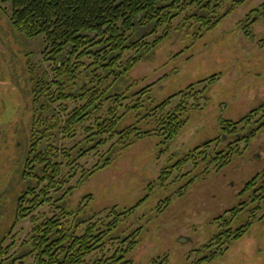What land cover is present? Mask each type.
<instances>
[{"label": "rangeland", "instance_id": "374dc122", "mask_svg": "<svg viewBox=\"0 0 264 264\" xmlns=\"http://www.w3.org/2000/svg\"><path fill=\"white\" fill-rule=\"evenodd\" d=\"M263 1L245 0L211 29L199 25L194 16L186 18L199 13L193 6L154 32L151 26L138 29L136 36L149 43L160 36L162 40L147 49L127 50L121 59L124 63L138 58L111 89L126 95L117 109V115H123L120 128L129 124L142 131L151 128L152 120L145 116L148 109L193 84L187 90L191 96H173L163 111L165 114L181 103L185 109L180 118L185 124L168 143H162V135L151 133L127 145L117 143L111 152L116 137L93 149L86 139L89 129L96 130V119L115 105L112 99L77 123L71 136L60 128H49L57 120L63 125L84 101L50 100L49 95L35 104L32 89L36 81L52 86L49 91L56 89L51 61L45 59V40L15 31L10 5L0 3V238L13 220L16 196L26 185L34 184L21 182L20 171L31 130H38L32 126V114L37 112L39 130L46 128L50 133L39 143L38 151L55 148L56 155L50 158L60 171L57 185L48 194L50 201L33 213L50 217L64 208L74 213L70 220L91 216V221L99 219L105 224L111 219L112 206L127 208L144 196V202L113 232L123 238L141 227L135 233L136 247L127 254L130 264H264V200L257 210L245 198L246 209L239 211L243 197L237 194L256 169L247 163L254 160L257 166L264 165V12L253 11ZM81 60L85 63L81 70L91 62L87 56ZM212 75L213 83L198 82ZM145 87L148 92L138 93ZM137 98L142 108L136 112L128 109L126 105ZM243 115H248V128L245 122H236ZM255 129L257 136L242 154L245 143H235V134ZM205 142L208 144L203 146ZM228 144L233 145L234 153L223 167L217 160L198 167L189 161L180 170L169 168L197 145L213 158L216 150L226 149ZM95 165L99 167L94 169ZM36 172L42 174L38 167ZM93 214L97 216L93 218ZM247 221L251 224L239 239L230 244L224 241L239 223ZM85 226L80 225L79 234ZM32 227L30 216L21 219L3 241V247L11 245L9 255L16 264L33 263L34 254L18 258L31 248ZM182 237L187 240L179 241ZM126 244L107 241L102 251L95 250L86 261L94 264ZM226 246L220 255L210 256Z\"/></svg>", "mask_w": 264, "mask_h": 264}, {"label": "trees", "instance_id": "16d2710c", "mask_svg": "<svg viewBox=\"0 0 264 264\" xmlns=\"http://www.w3.org/2000/svg\"><path fill=\"white\" fill-rule=\"evenodd\" d=\"M244 1L0 0V3L10 5V23L15 31L28 38L42 36L45 40L47 47L45 59L51 61L54 72L52 83L56 89L49 91L52 86L48 87L47 83L36 81L32 89V100L36 102L35 104L49 95L50 100L80 98L84 101L80 107L72 110L67 119L63 121V125L60 120H57L49 128H60L62 132L71 136L74 134L77 123L84 122L93 110L101 109L106 100L112 99L115 105L108 108L103 117L96 119L97 128L95 131L89 129L91 131L86 139L93 144L89 149H93L116 137L110 146L109 152H111L117 143L127 145L151 133L162 135V143H168L174 139L185 124V120L180 118L185 107L179 103L165 114L163 113L164 108L175 95L191 96L187 90L191 89L193 84L149 108L145 113V116L152 120V127L149 129L138 130L134 124L120 128L123 115H117V109L123 106L122 99L126 95L120 92H112L111 89L116 81L136 64L138 58L136 57L133 61L128 59L124 63L121 62V59L127 50L147 49L162 40V36H160L149 43L143 38L137 37L136 31L151 26L152 32H154L163 25H169L174 17L191 6H193V11L197 9L199 13H191L186 18L194 16L199 25L211 29L233 8L243 4ZM253 11L263 13L264 1ZM85 56L91 58V62L81 70L80 67L85 65L81 58ZM110 77L113 79L108 83ZM214 77L215 75H212L198 82L209 80L210 83H213ZM148 90V87H145L138 93L145 94ZM205 99L208 98L205 97ZM262 106L263 104L255 107L249 113ZM126 107L136 112L142 108V103L137 98ZM248 115H243L236 122H245V126H248ZM40 118L41 116L37 112H33L32 126L33 128L37 127L38 130L36 129V133L31 130L23 167L20 171L21 182L26 184V180H31L34 181V184L26 185L15 198L13 220L5 234L0 238V264H16L11 257L12 255H9L11 245L3 247L2 244L13 226L28 216H30L33 224L32 236L28 241L29 244L31 243V248L29 251L21 253L18 258L27 254H34L32 264H89L86 261L87 256L97 249L102 251L107 241L120 240L121 243L127 242L125 247L119 246L110 257L95 261L94 264H130L131 261L127 259V254L136 247L138 233H135L141 227L131 231L129 235L123 238L113 232L126 216L144 202V196L127 208L117 209L115 205L112 206L108 214V216L111 214V219L105 224L99 219L91 221V216L81 217L77 220L73 217L75 220H70V216L74 213L64 208L50 217L33 213L44 202L50 201L48 194L57 185L58 180L56 178L60 171L58 164L50 158V156L56 155L55 148L51 147L48 149L49 151L46 149V153L38 151L39 143L50 136V133H46V128L39 130L38 121ZM231 123L233 122L229 121V124ZM255 131L256 129L247 130L245 134H241L240 139H245L248 142ZM220 140L222 141V137ZM207 144L205 142L203 146ZM203 146H195L194 149L172 163L169 168L180 170L189 161L198 167L202 162L206 161L207 164H210L217 160L218 164L223 167L230 162L234 153L220 149L215 151V157L210 158ZM37 167L41 171V175L36 172ZM97 167L99 166L95 165L94 169ZM182 175L180 174V176ZM43 182L46 183L43 184ZM62 199L63 197H60V200ZM95 216L97 215L93 214V218ZM84 223L86 226L82 234H79L78 229ZM250 224L251 222L247 221L244 225H240L234 232L228 234L224 241L230 244L231 241L239 239L244 234L246 225ZM220 233L219 236H223L224 233ZM227 247L223 250L218 248L210 256L220 255ZM205 258L203 257V259Z\"/></svg>", "mask_w": 264, "mask_h": 264}, {"label": "flooded vegetation", "instance_id": "af4514ba", "mask_svg": "<svg viewBox=\"0 0 264 264\" xmlns=\"http://www.w3.org/2000/svg\"><path fill=\"white\" fill-rule=\"evenodd\" d=\"M245 127H248V126H245ZM249 131H252V130H249ZM256 134H258V133L255 131L254 135L249 139L248 142H246L245 139H240L241 135L239 133H236L235 135L237 136V139H240V140H234V141H235V143H238L239 141L244 142L245 143V145L243 147V149H244V148H246L249 145L250 141L257 136ZM231 135H233V133H231ZM222 138H224V137H222ZM232 146H233L232 144H228V146H227V148L225 150L232 151V148H233ZM245 150L246 149H244L242 151V154H244ZM255 157L254 158L256 160H258V162L260 163L261 162L260 157L259 156L258 157L255 156ZM253 161L250 160V162L247 163L248 166H250V163H251V166L254 169L256 168L254 173H253V175L249 176V178L244 182L242 187L240 189H238V192H237L239 197H243V199L240 200V203H239L240 204L239 208H241L239 211L246 209L247 205L245 206V204H246L245 201H246L247 198H249L248 201H250L251 204L254 206L253 209L258 208L259 207V202L264 200V165H262V167L261 166H257ZM248 192H250V193H248ZM254 202L255 203L257 202V203L254 204ZM239 224L240 225H244L245 223L241 222Z\"/></svg>", "mask_w": 264, "mask_h": 264}, {"label": "water", "instance_id": "95a60500", "mask_svg": "<svg viewBox=\"0 0 264 264\" xmlns=\"http://www.w3.org/2000/svg\"><path fill=\"white\" fill-rule=\"evenodd\" d=\"M187 239H185L184 237H182L179 241L181 242H185Z\"/></svg>", "mask_w": 264, "mask_h": 264}]
</instances>
